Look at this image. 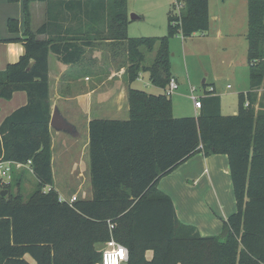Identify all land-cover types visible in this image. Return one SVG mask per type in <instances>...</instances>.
<instances>
[{
    "label": "trees",
    "instance_id": "obj_1",
    "mask_svg": "<svg viewBox=\"0 0 264 264\" xmlns=\"http://www.w3.org/2000/svg\"><path fill=\"white\" fill-rule=\"evenodd\" d=\"M25 0L24 55L0 71V99L26 92L27 105L0 125V159L31 161L39 179L32 196L0 197V264H100L105 244L114 238L129 252L126 264H264V105L256 112L264 85V0H249L248 64L251 90L239 94L236 115L222 114L221 97L212 89L201 99L200 115L174 118L166 94L130 89V120L90 123L94 197L69 203L53 187L49 54L77 64L94 41H127L130 82L151 73L153 85L166 89L172 78L170 41L190 38L210 27L209 0H179L163 38L128 36L127 0L111 34L99 31L79 45L76 39L49 36L55 19L32 30ZM45 1V0H41ZM94 4L91 11L95 14ZM69 11H87L86 0H70ZM90 11V12H91ZM12 32L19 23L10 20ZM76 40V41H75ZM143 48L157 50L150 67ZM248 104V105H247ZM198 153L228 158L237 210L222 236L204 237L197 227L178 220L173 200L159 189L162 178ZM50 188L49 190H45ZM111 225L114 227L111 229Z\"/></svg>",
    "mask_w": 264,
    "mask_h": 264
},
{
    "label": "crops",
    "instance_id": "obj_2",
    "mask_svg": "<svg viewBox=\"0 0 264 264\" xmlns=\"http://www.w3.org/2000/svg\"><path fill=\"white\" fill-rule=\"evenodd\" d=\"M37 2L42 3L40 1ZM34 4L35 6H33L35 16L39 14V12L36 10V8H38L39 6H37V3ZM213 5L215 8L212 12V21L216 22V28L212 29V38L207 37L211 32L210 17L209 30L203 33L205 39L207 40L205 44L209 45V47L213 49V55H217L218 57H222L223 59L227 58L228 56H230L231 58H237L239 55L242 59L244 55H246L248 63L249 45L247 35L249 23V0H214ZM243 8L247 9V29L245 31H242L238 24L239 11ZM41 13L42 12H40V14ZM43 13V18L40 19V22L37 26V23L35 24L34 21L35 29L39 28L45 22L46 11H43ZM39 38L43 40L44 35L40 36ZM175 38H182L183 40L192 39L184 38L182 35H177L174 37V39ZM6 46L7 51L4 61L5 66L6 64L10 65L18 62L24 55V45L18 46L15 43H8ZM121 46H123L121 42H114L111 40L104 42L96 41L93 46L86 49L84 57L79 63L70 65L64 64L59 61L55 54H49V101L51 104V114H53L54 108L58 107L62 115L77 129L76 135L70 136L65 133H59L51 129L50 127L52 137V170L54 182L52 189H54L56 192H58L55 188L56 174L54 168L56 161V158L54 157V150L56 144L60 142L64 151L67 152L69 148L74 144V141L72 140H80L81 143H83V151L86 152L89 149L90 152V123L92 121L130 120L129 91L130 89L138 90L133 87V84L138 80H142L144 74H147L149 76V86L160 88L153 85V83L151 82V73L148 71L141 72L139 78L136 81L130 82V75L128 73L130 64H120L121 58L119 49L121 48ZM203 54L205 55V57H208L211 55V52L207 48L206 51L203 52ZM173 56L174 54L172 55V57ZM238 65H240V63L237 60H231L229 62L230 67L237 68ZM147 67H150V65H147ZM171 72L172 78H175L177 80L180 88L182 86H187L190 89L191 93L192 90H196L195 93L197 92L196 84L191 81L189 76L188 78H185L183 74L178 71L176 72L173 69L171 70ZM248 72L250 79L249 64ZM219 78V76L214 77L213 82H219ZM202 84L205 88V95L199 98L202 99L208 92L214 89L215 94L220 96L223 102V94H221L215 82L210 85L207 83V79H203ZM210 86L211 88L207 90L206 87ZM228 88H231L230 85L228 86ZM167 89L168 87L166 89H162V92H160L159 94L153 95L166 94L171 98L172 94L169 95L167 93ZM250 90L251 84L249 88L244 89L243 91H239V94L248 93ZM16 97L18 98V103L20 105L18 108L27 105L28 96L26 92L20 91L14 93L12 99H10L9 101H14ZM237 112L238 109L234 110L233 115H236ZM195 114L198 117L200 115V109L195 108ZM8 115L10 114H7V116ZM7 116H5L1 121L3 122V120ZM1 121L0 125L2 124ZM63 136H68L72 139ZM223 156L225 155H222V157ZM222 157L221 155L205 157L203 153H198L188 161H186L184 164H182L180 167H178L174 172L162 178L158 186V189L162 193L168 195L174 201L178 220L183 224L197 227L199 233L202 235H207L206 233H210L211 231L212 234L220 231L222 226L224 225V222H226L228 218L236 212L237 206L235 197H231L232 178L229 163H227L226 167V160ZM84 158L83 162L82 159H80L79 162H76L74 164L72 173H69V178L73 182H75L76 185H78L77 190L75 192H72L71 198L73 196L77 197V195H79L83 200H91L94 194L92 189L93 185L91 156L89 157L90 166H87L84 163ZM210 167L213 170V176L211 174V171H209ZM188 170H191V172H187L185 173V175L182 174L179 179L176 178V174L178 172L183 171L184 173ZM205 178L207 180H205ZM202 181H204L202 187L203 197H198L197 195H195V197H190V195H194L198 187L201 186ZM86 186L90 187L89 190L86 188ZM209 192L211 193L209 195L211 197H206V195L208 196ZM219 192L228 194V197H224L225 204L228 207V210L227 207L223 204L222 198L219 197ZM58 193L61 195L60 198L64 199L67 202H70V199L64 198V194H62L61 192ZM174 194L177 195L181 201V210H178L177 204L173 198ZM191 198L196 199V202L199 204L201 209V211H199V213L201 212L200 215L197 214L198 211H191V208L188 205V201ZM210 203H212V207ZM219 215L222 218H220Z\"/></svg>",
    "mask_w": 264,
    "mask_h": 264
},
{
    "label": "rangeland",
    "instance_id": "obj_3",
    "mask_svg": "<svg viewBox=\"0 0 264 264\" xmlns=\"http://www.w3.org/2000/svg\"><path fill=\"white\" fill-rule=\"evenodd\" d=\"M37 1H40L42 3H39ZM68 1L70 0H36L32 2L30 4L32 30L36 32L37 29H39L43 24L46 23L49 17V20L55 19V28L52 29L49 36H44V40H46L47 38L56 39L57 36L60 35L61 37L66 38V40L76 39L79 45H83L84 42H86L87 40H91V38L99 31H105L106 34L113 33L110 29H114V27H116L115 20L118 12L120 11L118 3L115 0H86V3L88 5L86 12L78 10L69 11L65 7V4ZM213 1L214 0H210L211 32L207 36L211 38L212 29L216 28V22L212 21V12L215 8L213 5ZM177 2H179V0H127V13L129 16L127 27L128 36L130 38L136 39L143 37L163 38L167 36L169 17L179 14L178 4H176ZM24 3L25 0H0V66H3L0 67V71H6L9 66V64H6V66L4 65L6 57L5 55L7 51L6 45L8 43H15L18 46L24 45L23 37L26 31ZM34 3H37V6H39L38 8H36L39 14L35 16ZM94 4L99 5L98 7H96L95 14L93 13V11H91V7ZM43 11H46V20L39 28L35 29L34 21L35 24L37 23V26L40 22V19L43 18ZM40 12L42 13L40 14ZM132 15H136L138 17L137 20H132ZM10 20H15L19 23L18 31H11L9 25ZM238 24L242 31H245L247 29L246 8H243L239 11ZM194 35L190 37L192 39L183 40L182 38H173L171 40L172 55L174 54V56L172 57V69L183 74L185 78H188L189 76L191 81L196 84L197 92L194 94L198 97H202L205 95V88L202 84L203 79H207V83L210 85L215 82L219 88V91L221 92V94H223L222 114L224 116H232L234 110H237L239 108V91H243L244 89L250 87L247 56L244 55L242 59L240 55L237 58H231L230 56L225 59H223L222 57L220 58L217 55H213V49L209 47V45L205 44L207 40L205 39L203 33L200 32ZM39 37L40 36H38V39H40ZM95 42L96 41H94V43ZM122 45L123 46H121V48L119 49L121 58L120 64L127 65L133 63V61L129 60L127 41L122 42ZM207 48L210 50L211 55L205 57L203 52L206 51ZM143 54L145 56V61L148 62L147 64L151 65L156 58L157 50L148 51L146 50V48H143ZM231 60H237L240 65H238L237 68L230 67L229 62ZM218 76L220 77L219 82H213L214 77ZM149 83V76L147 74H144L142 80L136 81L133 84V87L150 94H159L160 92H162V89L149 86ZM229 85L231 88H228ZM206 88L207 90H209L211 86ZM257 92L258 104L255 108L256 112L259 111L260 106L264 105V85ZM191 96L192 93L187 86H182L180 88L179 85V90L173 93L171 97L173 102L174 118H197V115L195 114L194 102L190 99ZM0 105V121L5 116H7V114H12L14 111H16V108L20 106L17 97L12 102L9 100L0 99ZM68 138L72 139L70 137ZM72 141H74V144L69 148L67 152L64 151L60 142L56 144L54 150V157L56 158L54 165L56 174L55 188L58 192L64 194V198H68L70 199V201L72 199V192H75L78 188V185H76L75 182H73L69 178V173H72L74 164L76 162H79L80 159H82L83 162V158L85 156L84 163L87 166H90L89 149L84 152L83 143H81L80 140ZM222 158L226 160L227 167V163H229L227 157L223 156ZM209 171H211V174L213 176V170L211 169V167ZM187 172H191V170H188L184 173L183 171L178 172L176 174V178L179 179L182 174L185 175V173ZM205 180L207 179L205 178ZM38 183L39 179L33 172L29 170L14 169L10 180L0 179V197H3L1 196V192L3 190H6L8 191V193L5 197H9L12 193L14 196L20 195L21 197H23V200L26 201L36 191ZM203 183L204 181L201 182V186L198 187L194 195H190V197H195V195H197L198 197H203ZM86 188L89 190L90 187L86 186ZM49 189L50 188H47V190ZM231 189V197H235L233 185ZM210 194L211 193L209 192L208 196L206 195V197H211L209 196ZM58 195L59 197H61L59 193ZM219 197L222 198V202L226 206L224 197H228V194L219 192ZM81 198L82 197L77 195L78 200H81ZM173 198L177 204L178 210H181L182 204L179 197L174 194ZM210 204L212 207V203ZM188 205L190 206L191 211H198L197 214L200 215L201 212L199 213V211H201V209L199 204L196 202V199L191 198L188 201ZM219 217L222 218L220 215ZM222 233L223 226L220 231H217L213 234L211 231L210 233H206L207 235H201L204 237H220L222 236ZM29 261L31 264H36L30 259ZM210 262L211 258H208L205 264H209Z\"/></svg>",
    "mask_w": 264,
    "mask_h": 264
},
{
    "label": "built area",
    "instance_id": "obj_4",
    "mask_svg": "<svg viewBox=\"0 0 264 264\" xmlns=\"http://www.w3.org/2000/svg\"><path fill=\"white\" fill-rule=\"evenodd\" d=\"M183 6L179 5L178 10H180ZM179 90V83L175 78H172L170 80L167 93L169 95L173 94ZM195 91L192 90V96L191 99L194 102V106L197 109L201 108V98L195 96ZM248 105V104H247ZM31 161L27 164L25 163H19V162H12V161H5L3 159H0V179L1 180H10L12 172L14 169L18 170H29L33 172V169L31 168ZM61 201H65L64 199L60 198ZM77 201V197H72L71 201L69 203H73ZM114 227L111 225V229ZM129 259V252L128 249L118 241H116L114 238H112L110 241H108L103 250H102V260L100 264H126Z\"/></svg>",
    "mask_w": 264,
    "mask_h": 264
},
{
    "label": "water",
    "instance_id": "obj_5",
    "mask_svg": "<svg viewBox=\"0 0 264 264\" xmlns=\"http://www.w3.org/2000/svg\"><path fill=\"white\" fill-rule=\"evenodd\" d=\"M138 17L136 15H132V20L137 19ZM51 129L59 132V133H65L70 136H75L77 133L76 127L71 124L60 112L58 107L54 108L51 122H50ZM8 191L3 190L1 192V196L5 197L7 195Z\"/></svg>",
    "mask_w": 264,
    "mask_h": 264
}]
</instances>
